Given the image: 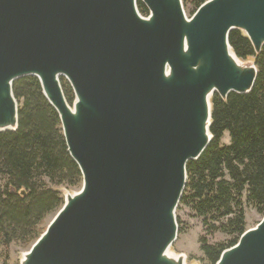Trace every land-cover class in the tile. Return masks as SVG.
Returning a JSON list of instances; mask_svg holds the SVG:
<instances>
[{
    "label": "water",
    "instance_id": "water-1",
    "mask_svg": "<svg viewBox=\"0 0 264 264\" xmlns=\"http://www.w3.org/2000/svg\"><path fill=\"white\" fill-rule=\"evenodd\" d=\"M234 31L261 53L264 0H208L190 18L182 0H0V133L18 128L14 82L37 79L82 177L20 264H186L175 214L212 141L211 99L257 78ZM216 264H264V216Z\"/></svg>",
    "mask_w": 264,
    "mask_h": 264
},
{
    "label": "trees",
    "instance_id": "trees-1",
    "mask_svg": "<svg viewBox=\"0 0 264 264\" xmlns=\"http://www.w3.org/2000/svg\"><path fill=\"white\" fill-rule=\"evenodd\" d=\"M206 1L182 4L192 8V15ZM138 10L147 15L141 3ZM229 44L239 59L255 62V85L249 94H230L226 101L212 97V141L198 160L187 164L178 206L201 221L198 244L207 264H216L224 250L237 244L246 231V208L264 216V48L255 55L238 31L230 33ZM60 81L72 104L71 88ZM13 95L19 105L18 128L0 133V250L5 252L11 246L28 251L45 231L47 219L62 207L59 190H79L82 184L58 115L44 99L37 79L14 82ZM225 134L228 145L221 144ZM215 235L226 240L210 243Z\"/></svg>",
    "mask_w": 264,
    "mask_h": 264
},
{
    "label": "rangeland",
    "instance_id": "rangeland-1",
    "mask_svg": "<svg viewBox=\"0 0 264 264\" xmlns=\"http://www.w3.org/2000/svg\"><path fill=\"white\" fill-rule=\"evenodd\" d=\"M185 14L190 18L192 8L189 6L184 8ZM148 15V11H147ZM145 15L144 17H146ZM248 59L247 61H249ZM222 145L229 144V137L227 134L224 135ZM0 180V185L2 186ZM60 190L67 191L68 193H76L78 190H67L61 188ZM64 197V196H62ZM176 220L178 221V235L175 243L171 247L170 251L175 255H183L185 257L186 264H207L203 262V254L199 249V239L202 236V225L201 221L192 216L188 209L183 207H178L176 211ZM54 216H51L47 219V224L51 222ZM262 216L257 214V212L251 208H246L245 210V222L246 230L255 228L258 223L262 220ZM48 226V225H47ZM226 240L225 236L215 235L210 239V243L221 242ZM27 252L21 250L15 246H11L8 252L0 250V264H20L22 255Z\"/></svg>",
    "mask_w": 264,
    "mask_h": 264
}]
</instances>
